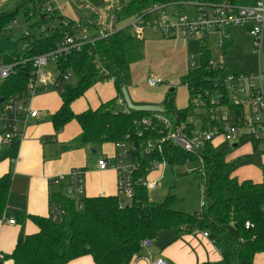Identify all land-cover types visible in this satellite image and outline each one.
Segmentation results:
<instances>
[{
	"label": "trees",
	"instance_id": "1",
	"mask_svg": "<svg viewBox=\"0 0 264 264\" xmlns=\"http://www.w3.org/2000/svg\"><path fill=\"white\" fill-rule=\"evenodd\" d=\"M237 5L239 0H119L120 9L116 12L118 24L122 25L109 38L98 39L94 44H85L79 50H72L57 61V79L67 74L70 79L61 83L58 91L60 108L52 115L54 132L59 134L71 122L79 126V135L69 143L60 146V153L77 150H92L96 153L106 143L124 141L128 137L138 145V153L145 152L148 141L159 137V129L153 123L148 129L142 124L146 118L154 120L155 112L118 107L122 96V84L118 76H125L127 68L144 58V40L133 36L124 26L132 18L147 14L155 5L167 7L200 3L217 5L221 2ZM44 0H36L15 9L0 13V37L23 15L27 22L35 21L31 27L42 28L50 23L45 34L29 35L18 41L13 51L0 53V61L13 65L14 73L0 81V98L27 91L35 79L34 59L58 49L67 36L74 35L79 25L95 28L94 21L71 20L62 16L58 9L49 13L43 9ZM124 26V27H123ZM229 37L223 40L222 50L226 52L232 44L231 29ZM201 67L190 69L185 85L191 99L209 87L211 79L229 73L224 64L216 61L208 48V40H200ZM221 63L224 70L215 73L210 62ZM110 68L114 73H104ZM106 70V69H105ZM115 78L118 92L116 98L102 102L96 109L82 113L73 110V103L84 98L86 93L98 82ZM76 79L75 83L71 80ZM168 114L178 115L187 120L195 115L196 105L190 102L178 109L174 105V92H170L165 102ZM142 134V137H138ZM229 151H219L207 144L201 151L205 168V179L198 178L199 188L204 186L202 200L204 205L199 212L186 214L174 209L176 197L171 193L161 203L148 197V189L135 186L132 201L121 206L118 193L110 196L85 197L83 208L66 195V179H58L61 190L52 193L50 202L63 203L66 217L55 222L51 217L26 215L15 212L11 219L23 224L26 219L37 227L30 235L20 233L11 253L0 254V264H69L77 259L90 256L95 264H130L144 256L143 242L158 240L161 233L175 231V239L195 231L208 232L218 245L222 259L218 262L202 264H255L258 255H264V183L252 180H239V163L231 159ZM143 156L142 173L152 161H164L172 169L190 162L199 166L198 154L186 153L181 148L165 143L160 154L149 160ZM146 173V172H144ZM192 174H198L197 171ZM12 189V175L0 177V225L8 220V202ZM252 227L247 230L245 224Z\"/></svg>",
	"mask_w": 264,
	"mask_h": 264
},
{
	"label": "built area",
	"instance_id": "2",
	"mask_svg": "<svg viewBox=\"0 0 264 264\" xmlns=\"http://www.w3.org/2000/svg\"><path fill=\"white\" fill-rule=\"evenodd\" d=\"M56 0H44L43 9L46 12L55 10ZM192 6V4L184 5ZM165 5H155L147 11L146 15L132 18L124 26H127L133 36L142 38L146 30H152L161 34L164 38H181L184 40L198 39L208 40L212 33L221 35L220 47L223 40L229 37L228 31L233 27L250 28V35L254 38L255 52L260 54L263 46L264 36V0L253 2L246 8H240L230 2L224 1L217 5H206L200 3L195 18L186 15H171L160 18ZM120 5H116L112 14L105 18L99 15L94 21L95 28L79 25L74 35L67 36L63 44L56 50L38 56L34 59L35 79L29 85L27 91L0 98V152L9 147L15 141H23L32 120L39 117L40 113L33 107V100L37 95L38 88L44 92L51 89L61 91V83L70 79V74L58 80H53L51 74L45 71L49 60L56 63L72 50H79L85 44H94L98 39L109 38L119 30L122 25L118 24L116 12ZM123 26V27H124ZM12 28V26H11ZM10 28V29H11ZM46 27L41 28L45 34ZM93 32V33H91ZM26 36H29L26 33ZM195 55L190 56V67H195ZM215 73L224 70L221 63L210 62ZM195 70V69H192ZM14 73L13 65L4 64L0 61V81L8 79ZM108 75V73H106ZM115 82L114 77H110ZM263 76L260 72H232L211 79L207 89L202 90L195 96V115L182 119L178 115L165 116L156 113L154 120L146 118L142 124L150 129L155 123L159 129V137L151 138L146 146L145 152L138 153V145L128 137L124 141L115 144V155L113 158L98 159L97 165L100 171L112 170L117 176V193L120 196L121 206L133 200L135 186L141 185L148 190L159 187L158 180H149L151 172L158 170L164 161H152L142 173L143 156L149 160L153 155L160 154L163 145L169 143L177 146L189 154H198L199 166H193V170L205 179V168L201 151L207 144L217 148L222 142L229 143L233 148L237 147L238 140L242 136H252L258 140V144L264 145V93L262 91ZM150 87H158L164 84L161 78L147 80ZM118 107L127 111L124 101L118 99ZM139 138L142 134H139ZM258 150V149H257ZM14 162V160H12ZM186 164H192L189 161ZM185 164V165H186ZM193 165V164H192ZM168 166V165H167ZM146 172V173H144ZM66 179V195L75 200L79 208H83L85 198V173L72 170L67 176L59 178ZM262 181L264 183V168L262 170ZM202 195L204 186L201 188ZM204 201L202 200V206ZM66 209L63 203L50 202L49 216L55 222H62L66 217ZM10 225L16 224L14 219L3 222ZM250 222L245 224L249 230ZM209 237L208 232H204ZM152 244L146 239L143 247L148 248ZM151 264H172L168 260L158 258Z\"/></svg>",
	"mask_w": 264,
	"mask_h": 264
},
{
	"label": "crops",
	"instance_id": "3",
	"mask_svg": "<svg viewBox=\"0 0 264 264\" xmlns=\"http://www.w3.org/2000/svg\"><path fill=\"white\" fill-rule=\"evenodd\" d=\"M32 1L36 0H0V13L9 12ZM75 1L80 5L73 13L76 16L78 11L79 17L75 21L83 19L84 22L95 21L99 15L108 18L116 5L119 4V0ZM55 9H58L60 14L66 18L67 14H64L59 6ZM87 12L93 13L91 19L82 17ZM149 31L146 37L144 35L142 37L144 40L143 60L131 66L130 72H127L125 76L120 74L117 76L118 80L123 83L120 98L126 107L157 113V110L160 109L166 111L164 102L170 93H168V88L160 85L161 87L149 88L147 91L140 90L136 86L137 81L151 78L173 80L175 75L184 76L185 74L187 76L190 70V56L192 55H190L186 40L181 38L168 39L155 31ZM108 72L111 73L110 70H107ZM172 87L175 107L184 108L186 104L185 95H187L185 89L176 88L179 90L175 92L174 86ZM37 91H40L42 95L50 93V90L44 92L41 87ZM38 92L33 100V107L39 111V117L31 121L23 141H15L0 152V177L8 173L12 175L8 220L17 211L24 212L26 215L49 217L51 194L61 190L57 180L67 176L72 170L85 173V188L87 187V177L91 178L93 183L89 193L86 189V197L117 194L116 173L112 170L100 171L98 168L97 161L102 157L95 159L93 163V159H89L86 150L60 153V146L78 136L80 129L72 137L67 135V129L56 134L51 121L44 123L49 111L43 109L38 103ZM55 93L58 94L57 91ZM117 95L115 82H112L111 79L100 81L86 93L84 98L74 102L72 107L74 112L82 113L90 108L96 109L102 102H108L116 98ZM60 106L61 100H59L56 111ZM4 225L3 228H0V254H9L13 251L20 233L30 235L38 230L29 219H26L23 224L10 225L5 223ZM175 234V231L161 233L158 240L152 241L150 247L144 248V256L130 264H151L158 258L168 260L172 264L215 263L222 259L218 245L210 237H205L203 231L184 234L178 239H175ZM9 241L11 245L5 249L4 246ZM69 264L95 263L92 257L87 256ZM255 264H264V255H258Z\"/></svg>",
	"mask_w": 264,
	"mask_h": 264
},
{
	"label": "rangeland",
	"instance_id": "4",
	"mask_svg": "<svg viewBox=\"0 0 264 264\" xmlns=\"http://www.w3.org/2000/svg\"><path fill=\"white\" fill-rule=\"evenodd\" d=\"M11 1V0H9ZM253 1L259 0H239L238 6L240 8H246L253 3ZM55 7H60L62 12L66 15V18L71 20H77V15L74 16L75 9L79 8V4L75 0H56V3L53 4ZM3 11V10H1ZM7 12V11H5ZM186 15L189 18H195L196 11L191 6H173L168 7L163 10L162 14L159 16L170 17L171 15ZM93 16L92 12H87L83 14V18H89ZM35 20L32 19L30 22H27L23 15H20L17 18V21L12 25V28L6 31V35L0 37V53H8L15 49L16 44L20 39L28 35L39 36L41 32V28L39 27H31V24ZM55 23H50L45 25L46 28H51L55 26ZM149 30L145 31L144 36L146 37L149 34ZM93 33V32H91ZM232 35V44L226 52H223L220 47L221 35L218 33H212L208 38V48L212 53L213 58L224 64L226 70L230 73L232 72H260L263 76L262 79V91L264 93V44L262 46L260 54L255 52L254 38L250 35V28L247 27H233L231 29ZM188 43V48L190 50V55H195V67H190L189 69H198L201 67V53H200V42L198 39L186 40ZM137 64V63H136ZM135 65V64H133ZM131 65V66H133ZM127 68V72H130V67ZM106 69V70H105ZM104 73H107V70H110L113 74L114 72L110 68H105ZM45 71L52 75L53 80L57 77L58 70L56 67L55 60H49L48 67L45 68ZM109 73V72H108ZM115 75H119L120 73H114ZM121 75V74H120ZM187 80V76H178L175 75L173 80H163L164 84L161 86H165L168 88V93L172 92L174 86V91L178 92L179 89L184 88L187 95L186 104L184 106L187 107L192 101L195 104L196 100L194 98L191 99L187 86L185 85V81ZM72 83L76 82V79L71 80ZM98 81L97 83H99ZM136 86L139 87L140 90L147 91L149 88L151 89L147 83V80H138ZM158 86V87H161ZM179 88V89H176ZM38 103H40L43 109H47L48 115L44 121V123L50 122L52 119L53 113L56 111L60 97L55 93L54 89H50L49 94L42 95L40 91L38 92ZM82 99V98H80ZM79 99V100H80ZM78 101V100H77ZM157 113H162L165 116H169V114L163 110H157ZM52 122V121H51ZM64 129H67V135L72 137L74 134L79 132V127L76 122L69 123ZM63 129V131H64ZM77 137V136H76ZM75 137V138H76ZM74 138V139H75ZM73 139V140H74ZM69 141H72L69 140ZM66 141L65 143L69 142ZM60 145V144H59ZM114 149V151H113ZM217 149L219 151H229L228 155L231 159L236 160L239 163V169L237 172V177L239 180H252L255 183H262V170L264 168V145L258 144V140L252 136H242L238 140V144L236 148H233L229 143L222 142L218 144ZM258 149V150H257ZM88 152L89 159H93V163L95 159L98 158H113L115 155V145L113 143H106L97 153L93 154L92 150H86ZM193 165L186 164L181 167H176L172 169L171 166H167L161 164L158 170H155L150 173L149 180H158L159 187L154 190H148V197L151 201L155 203H161L168 196L169 193L176 197L174 209L176 211H180L186 214H194L199 212L202 206V191L199 188L200 174H192ZM92 181L89 176L87 177V193H89L90 186H92ZM86 197V196H85ZM11 214V213H10ZM9 216H7L8 218ZM5 225L2 223L0 228H3ZM167 232V231H166ZM11 245L9 241L5 247L8 249ZM7 251V250H2ZM3 264H11L10 261H6Z\"/></svg>",
	"mask_w": 264,
	"mask_h": 264
},
{
	"label": "water",
	"instance_id": "5",
	"mask_svg": "<svg viewBox=\"0 0 264 264\" xmlns=\"http://www.w3.org/2000/svg\"><path fill=\"white\" fill-rule=\"evenodd\" d=\"M235 148H236V146H234ZM93 152V154H95L96 152L95 151H92Z\"/></svg>",
	"mask_w": 264,
	"mask_h": 264
}]
</instances>
